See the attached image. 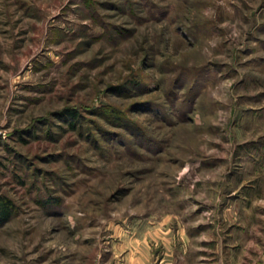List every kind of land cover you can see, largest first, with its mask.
Instances as JSON below:
<instances>
[{
  "label": "rangeland",
  "instance_id": "obj_1",
  "mask_svg": "<svg viewBox=\"0 0 264 264\" xmlns=\"http://www.w3.org/2000/svg\"><path fill=\"white\" fill-rule=\"evenodd\" d=\"M6 201L0 264H264V0H0Z\"/></svg>",
  "mask_w": 264,
  "mask_h": 264
},
{
  "label": "trees",
  "instance_id": "obj_2",
  "mask_svg": "<svg viewBox=\"0 0 264 264\" xmlns=\"http://www.w3.org/2000/svg\"><path fill=\"white\" fill-rule=\"evenodd\" d=\"M67 117L71 118L74 122L72 126L75 127V122H77L79 114L75 110H67L66 111ZM12 207L10 206L9 202H3L0 204V221H9L12 217Z\"/></svg>",
  "mask_w": 264,
  "mask_h": 264
}]
</instances>
